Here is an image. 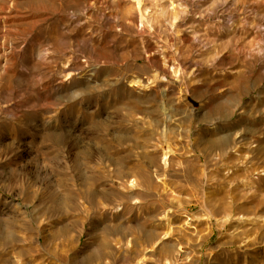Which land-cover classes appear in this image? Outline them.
Segmentation results:
<instances>
[{
	"label": "rangeland",
	"instance_id": "rangeland-1",
	"mask_svg": "<svg viewBox=\"0 0 264 264\" xmlns=\"http://www.w3.org/2000/svg\"><path fill=\"white\" fill-rule=\"evenodd\" d=\"M0 264H264V0H0Z\"/></svg>",
	"mask_w": 264,
	"mask_h": 264
}]
</instances>
